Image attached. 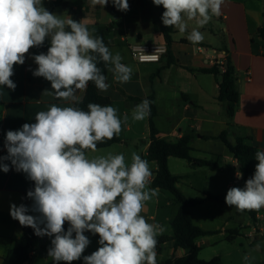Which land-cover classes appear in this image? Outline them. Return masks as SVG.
Masks as SVG:
<instances>
[{"label": "clouds", "instance_id": "obj_1", "mask_svg": "<svg viewBox=\"0 0 264 264\" xmlns=\"http://www.w3.org/2000/svg\"><path fill=\"white\" fill-rule=\"evenodd\" d=\"M92 3L105 6L109 0ZM112 3L118 10L129 9L128 0ZM153 3L163 6L161 19L166 27L184 33L185 17L203 27L221 15L224 0ZM49 36L47 53L33 57L38 65L33 75L51 83L48 95L72 102V106L52 104L36 113L35 123L7 131V155L0 157V170L7 173L10 166L2 161H10L35 184L27 192L31 207L11 204L10 216L31 227L36 236L52 238L48 256L56 264L81 259L90 244L85 231L98 234L100 247L83 256L84 264H157V237L164 227L149 223L142 215L147 202L158 196V190L149 187V162L136 152L131 153L130 163L124 154L87 155L89 150L97 151L98 143L118 136L122 120L111 105L89 103L86 111L75 106L80 101L78 91L85 90L89 82L101 91L110 87L98 67L100 62L108 66L115 80L126 83L131 79L132 68L122 63L121 54H113L103 38L94 36L85 24L46 10L42 0H0V86L15 90L11 79L14 65H23L29 50L42 46ZM188 40L197 44L204 35L194 28ZM150 104L144 99L136 105L132 118L144 120L150 115ZM127 119L124 116V122ZM255 159V172L245 187H232L225 197L226 204L240 212L264 208V151L258 150ZM236 176L241 178L242 173Z\"/></svg>", "mask_w": 264, "mask_h": 264}, {"label": "crops", "instance_id": "obj_2", "mask_svg": "<svg viewBox=\"0 0 264 264\" xmlns=\"http://www.w3.org/2000/svg\"><path fill=\"white\" fill-rule=\"evenodd\" d=\"M42 6L44 7L43 4ZM44 8L61 18H71L87 27L97 23L113 25L112 31L106 38L107 44L113 54L116 52L121 54L122 63L132 68V75L128 82L121 83L114 79L112 72L108 71L106 83L110 87L107 91L100 90V93L110 99L109 105L117 108L127 131L130 132L134 128L132 112L135 106L153 96L152 102L157 110L155 126L161 138L175 142L183 136H192V148L195 150L193 155L196 158L211 159L214 154L222 156L219 167H194L187 160L175 157L169 159L170 171L173 175L181 177L178 187L187 198H203L206 194L220 197L218 200H209L189 208L194 224L203 230L215 232L213 235L200 238L197 241L198 247L201 249L204 246L218 247L219 238L227 242L230 237L235 240L244 230L248 238L254 242V248L264 252L263 243L260 242L261 237H264V208H261L259 213L258 224L261 231L255 233L254 229L257 225L254 224L251 216L226 204L227 191L234 187L232 176L237 178L236 173L240 171L237 161L228 152L226 145L219 139H213L230 127L233 133L251 138V143L260 151H264V38L261 35V30H264V0H224L221 15L212 17L203 27H199L194 19L188 20L185 17L187 30L184 33L173 27V43L170 47L167 46V49L174 64L168 67H166L168 51L158 63H138L130 54V46L134 44L166 45L164 35L158 30L161 10L156 8L154 3L149 10L144 11L146 13L142 14L140 19L134 18L138 20L133 23L126 17H120L117 21L112 19L102 21V6L94 5L92 0H50ZM108 8L115 13L125 12L118 10L112 1H109ZM70 10L78 13L85 11V15L80 17L78 14H71ZM123 24L127 28L125 35L119 33V27ZM194 28L204 35V40L197 44L188 40V35ZM50 38L49 36L48 39ZM33 57V48H31L25 56V63L14 65V75L11 77L16 84L14 91L7 86H0L2 100L0 157L7 155L4 146L7 131L19 130L25 123H35L36 113L46 111L52 104L72 106V102L56 99L47 94L46 91H52L51 83L43 77L33 75V71L38 67ZM223 57L225 61L230 59L236 70V83L240 93L233 118L228 117L226 102L221 103L217 99L220 88L216 77L200 71L214 67ZM159 71V75L156 76ZM161 71L166 74L172 72V97L168 99L171 104L169 109H162L158 102L161 85L164 84ZM183 73L187 74L185 79L188 82L185 84L180 81L184 76ZM86 89L78 91L80 100L85 96ZM163 114H167L168 119L172 120L169 132L158 126ZM124 116L128 117L126 122L123 120ZM145 120L147 122L145 126L149 127L150 139L149 116ZM206 136L212 138L206 139L204 138ZM121 140V143L125 142L122 138ZM150 143H146L145 152L141 156L147 155ZM100 150L102 149H97L96 153L102 154ZM90 153L92 152H87V155ZM2 163H7L10 167L7 173L0 170V264H3L4 258L12 252L15 241L20 239L24 232L23 226L10 216V205L31 206L33 201L27 198V192L35 187L34 182L29 180L25 173L17 172L10 161H2ZM149 164L157 166L154 161ZM156 170L157 167L151 169L152 174ZM242 177L237 179L242 180ZM157 190L158 193L164 191L158 188ZM172 205L171 199L165 203L157 199L155 213L151 219L155 220L160 211L169 212ZM174 205H177L175 215L171 217L168 214L165 218L170 225L180 208L179 204L174 203ZM144 210L149 212V206L146 205ZM217 210L220 212L221 220L215 217ZM93 235L99 238L98 234ZM161 237L166 238L167 242L156 249L157 264H165L174 257V254L182 257L187 253L183 249L174 250L173 232L163 231L157 239ZM51 239L47 236L41 237L39 248L31 253L30 260L26 264H36L40 250L44 251L42 264H50L48 249L51 246ZM211 256L209 259L216 255ZM220 258L223 260L222 257ZM263 263L264 261L257 264Z\"/></svg>", "mask_w": 264, "mask_h": 264}, {"label": "trees", "instance_id": "obj_3", "mask_svg": "<svg viewBox=\"0 0 264 264\" xmlns=\"http://www.w3.org/2000/svg\"><path fill=\"white\" fill-rule=\"evenodd\" d=\"M161 10V16L164 11L162 6H156ZM71 14H78L80 17L85 15V11L75 12L70 10ZM160 16V17H161ZM161 19V18H160ZM89 31L92 32L94 36H99L103 38L105 45L109 48L107 44V36L113 29V25H106L102 23H97L93 26L88 27ZM66 30H69L66 28ZM94 30V31H93ZM158 30L164 35L166 45L168 47L173 43L172 34L174 33L173 27H166L160 20ZM261 35L264 38V30H261ZM50 47V40L45 39L42 46L33 47V54L38 55L40 53H47L48 48ZM174 64V60L171 57V53L168 50V62L166 67ZM98 67L101 69L102 74H104L108 80V66L103 62L98 64ZM225 72H221L219 64H215L214 67L210 69H202L200 71L212 74L216 77L220 94L218 96V101L221 103L226 102L227 104V114L229 118H233L236 112L237 105L240 100V93L237 88L236 83V70L231 63V60L228 59L224 64ZM160 71L156 73V76L159 75ZM150 104V115H149V126H150V147L148 149L146 156H141L143 159H146L148 162H156L157 170L153 173L155 179L151 186L154 189L166 190L174 195V199L179 203L180 208L171 222L173 230V241H174V250L183 249L187 253L182 257H177L174 254L172 259H169L165 264H224L223 260L220 257H215L211 260H203L200 258L199 254L201 248L198 247L197 241L208 235H213L215 232H209L203 230L196 224H194L189 208L202 204L209 200H218L220 197L214 196L211 194H206L205 197L200 198H187L184 193L178 187V183L181 180L180 176L173 175L169 167L170 157H175L178 159H183L189 161L194 167H219L220 161L222 159L221 155H213L211 159L208 158H196L193 153L195 150L192 148V136H183L179 140L172 142L165 138L160 137V132L155 126V116L157 114L156 106L153 101V96L149 98ZM2 102L0 97V103ZM89 103H96L102 106L109 105L111 103L109 98H106L101 95L100 90L96 88L94 82H89L85 96L75 104V106L80 107L83 110H87V105ZM210 139L212 137H204ZM213 139L221 140L227 147L228 152H230L234 159L237 161L240 166L239 171L242 173V181L245 183L247 179L251 178L255 172V166L257 160L255 159V153L260 149L254 146L251 143V138H245L237 135L232 132V129L228 127L217 137ZM120 136H115L112 140H106L104 142L97 144V149H103L110 147L112 145L121 143ZM90 151V150H89ZM88 151V152H89ZM34 190V188L32 189ZM31 207V206H29ZM260 210L245 211L249 214L254 222L258 223L257 215L260 213ZM28 214L37 215L38 213L29 212ZM69 227L66 222L64 225L65 231ZM23 236L20 239H17L14 243L12 252L4 258L3 264H26L31 257V253L35 251L40 246V238L34 234V230L31 227L23 226ZM158 243L156 249H159V245H163L167 242V239L164 237L157 239ZM229 242H233L234 238H228ZM60 264H66V262H61ZM264 264V263H263Z\"/></svg>", "mask_w": 264, "mask_h": 264}, {"label": "rangeland", "instance_id": "obj_4", "mask_svg": "<svg viewBox=\"0 0 264 264\" xmlns=\"http://www.w3.org/2000/svg\"><path fill=\"white\" fill-rule=\"evenodd\" d=\"M48 1L50 0H42V4L47 5ZM112 1V0H109ZM78 2V1H77ZM46 3V4H45ZM153 3V0H128L129 9L125 12L121 13H115L111 11L108 8V4L105 6H102V13H103V20L106 22L108 19H112L113 21H117L120 19V17H126L128 21L136 22L138 19L142 17V14L146 13L144 11H147L150 9L151 4ZM80 5V4H79ZM124 13V16H123ZM134 18H138L134 20ZM130 30V29H129ZM127 31V28L125 27V24L121 25L119 27V33L122 35H125ZM161 75L163 77V83L161 85L160 89V107L162 109H169L171 107L170 102L168 101L169 97H172V72L169 74L164 73V71H161ZM184 76L180 78L181 83L185 84L188 82V80L185 79V76H187L186 73H183ZM169 116L167 114H163L159 120V125L162 129H164L166 132L170 131V127L172 126V120L168 119ZM134 128L132 131H127L126 126H124L122 121V131L120 133V137L125 141L123 143H119L118 145L113 146L112 148H106L102 149L99 152H92L90 153L91 156L96 155H104L108 152H112L113 154H124L125 159L127 162H131V153L136 152L139 155H142L145 152V146L146 143H150L149 139V127L145 126L146 120L141 121H133ZM172 139V138H170ZM150 169H154L157 167L156 165L149 164ZM233 186L244 188L245 183L241 179H237L236 177L232 176ZM151 186V185H150ZM149 186V187H150ZM151 188V187H150ZM174 195L170 193L169 191H162L158 193V196L154 197L152 200L147 202L146 205L149 206L150 211H143L142 215L146 218V220L149 223L153 224H159L161 223L164 227V231L172 233V226L170 225V222L166 221V215H170L173 217L175 215V210L177 205H174V203L179 204L176 199H174ZM157 199L161 200V202H167L168 199L172 200V206L169 208V212L164 213L160 211L159 215L155 220H152L151 217L154 215V210L156 208V201ZM220 212L217 210L215 211V217L217 220H221L219 217ZM247 232L244 230L241 231V233L236 237L234 242H227L225 240H221L219 238V246L218 247H203L200 251V256L204 258L203 260H211L215 257H222L224 260V264H257L262 263L264 261V252H260L259 249L254 248V242L248 238L246 235ZM90 240L89 246L85 249L84 253L82 254L81 259L73 261L71 264H84L83 256L91 255L94 251H96L100 245L98 243L99 238L95 237L91 232L85 231L84 233ZM160 236V235H159ZM218 237V236H217ZM261 241L263 243L264 247V237H261ZM221 240V241H220ZM211 255H216L213 258L209 259V257H212ZM249 257L248 261H245V256ZM201 258V259H202ZM207 258V259H205ZM50 264H56L51 258Z\"/></svg>", "mask_w": 264, "mask_h": 264}, {"label": "built area", "instance_id": "obj_5", "mask_svg": "<svg viewBox=\"0 0 264 264\" xmlns=\"http://www.w3.org/2000/svg\"><path fill=\"white\" fill-rule=\"evenodd\" d=\"M130 50H131V56L132 58L138 62V63H158L162 61V58L167 54V45L165 44H152V46L149 44H134L130 46ZM220 66V70L221 72H225V58L223 57L222 60L219 63ZM155 179V175L152 174L151 178H150V182L149 185L153 183ZM258 218V223H259V219H260V214L257 215ZM256 223V229H254L255 233H260V228L259 225ZM264 232V231H263Z\"/></svg>", "mask_w": 264, "mask_h": 264}, {"label": "water", "instance_id": "obj_6", "mask_svg": "<svg viewBox=\"0 0 264 264\" xmlns=\"http://www.w3.org/2000/svg\"><path fill=\"white\" fill-rule=\"evenodd\" d=\"M238 169H240V166L238 165ZM43 254H44V251L43 250H40L39 253H38V257H37V260H36V264H42L44 259H43Z\"/></svg>", "mask_w": 264, "mask_h": 264}]
</instances>
